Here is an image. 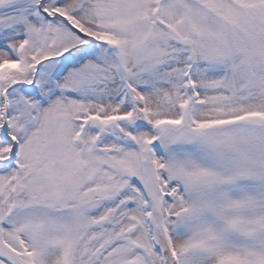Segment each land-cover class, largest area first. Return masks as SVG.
<instances>
[{
  "label": "snow or ice",
  "instance_id": "1",
  "mask_svg": "<svg viewBox=\"0 0 264 264\" xmlns=\"http://www.w3.org/2000/svg\"><path fill=\"white\" fill-rule=\"evenodd\" d=\"M0 264H264V0H0Z\"/></svg>",
  "mask_w": 264,
  "mask_h": 264
}]
</instances>
